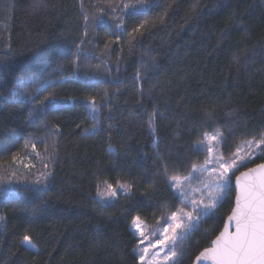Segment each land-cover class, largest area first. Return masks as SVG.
<instances>
[{"label":"trees","instance_id":"16d2710c","mask_svg":"<svg viewBox=\"0 0 264 264\" xmlns=\"http://www.w3.org/2000/svg\"><path fill=\"white\" fill-rule=\"evenodd\" d=\"M142 2L0 0V264H140L133 220L153 231L184 208L170 180L204 164V137L222 134L225 160L264 138V0ZM245 170L182 264L221 232Z\"/></svg>","mask_w":264,"mask_h":264},{"label":"snow or ice","instance_id":"6c2138e0","mask_svg":"<svg viewBox=\"0 0 264 264\" xmlns=\"http://www.w3.org/2000/svg\"><path fill=\"white\" fill-rule=\"evenodd\" d=\"M123 8L141 11L144 4L141 0L139 8L127 3L123 5ZM87 19L85 17V21ZM76 59L78 60L79 56ZM50 87L51 83L46 79L39 80L36 85L37 91H46ZM20 95L33 103L39 101L42 108H47L51 104L49 99L51 93L45 96L44 100L29 96L26 91H21ZM45 101H48V104H45ZM91 107L95 112V100H92ZM40 112L41 109L33 108L29 115L39 118ZM221 136L222 134L219 133L212 136L206 135L201 141L203 148L198 147L197 151L202 150L207 156L202 166L198 167L193 164L187 176L171 177L170 189L176 191L182 205L191 206V211H185L182 207L170 215L162 216L164 223L153 231H148V226L140 220V217L133 220V230L140 237L137 249L134 251H139L138 259L141 264H182L177 255V241L186 239L188 234L198 227L204 216L220 206V201L231 188L228 174L235 175V171L241 168H247V171H240V174L235 176L237 189L235 207L232 208L231 215L227 217L223 231L211 240L210 246L205 247L196 256L195 264H202V262H207V264H264V163L257 164L254 168L248 167V162L253 160L254 154L252 151H247L241 155L242 147L237 148L232 154L234 158L230 161L225 160L223 153L220 152H216L214 156L213 142L223 143ZM262 145H264V138L255 144L252 141L247 142V148H257L264 153ZM25 147H27V142ZM32 147L35 149V145ZM12 159L15 161L17 155H13ZM209 165L213 167L209 168ZM23 166L28 167L27 164ZM194 173L199 175L194 177ZM205 174L211 178V182L204 180ZM194 178L204 183V188L200 191L207 194L208 202L205 203L203 198L199 201L191 198L192 193L185 190V182L190 183ZM129 187L124 184L119 185L122 190H127ZM108 188L111 189L112 186L108 185ZM213 193L216 195L213 196ZM107 195L114 198L117 191L112 189ZM193 212H196L195 219H193ZM178 229L182 231L178 232ZM24 242L35 247L27 235L24 237ZM140 245L144 246L140 247Z\"/></svg>","mask_w":264,"mask_h":264},{"label":"rangeland","instance_id":"374dc122","mask_svg":"<svg viewBox=\"0 0 264 264\" xmlns=\"http://www.w3.org/2000/svg\"><path fill=\"white\" fill-rule=\"evenodd\" d=\"M208 136H209V135H208ZM211 136H212V135H211ZM249 141H252L254 144H255V142H257V141H253V140H249ZM249 141H246V142H244L243 144H241L240 147L243 148V151H242L240 154L243 155V154H244L245 152H247V151H252L253 154H254V158H253V160H254V159L258 156V154H259V152H260V149H257V148L249 149V148H247V142H249ZM215 143H217V142L214 141L213 144H215ZM216 152H218V151L215 149V150H214V153H213L214 156H215ZM233 158H234V157H233ZM228 161H230V160H228ZM251 161H252V160H251ZM251 161H249V162H251ZM249 162H248V163H249ZM211 167H213V166H212V165H209V168H211ZM228 175H229V177H230L231 173H229ZM204 180H205V181H208V182H211V178L208 177L207 174H205V176H204ZM194 185H195V186H192V185H190V183H186V182H185V190H186V191H189L190 193H192L191 198L196 199V196H197V197H198V198L196 199L197 201H199V200H201V199L203 198V200H204L205 203L208 202L209 197L207 196V194L204 193V192H202V191H200L201 189L204 188V183H202L200 179H197V181L194 183ZM175 192H176V191H175ZM212 195L215 196L216 193H213ZM183 206H184V210H185V211H191V210H192L190 205H183ZM195 217H196V212H193V219H195ZM131 228H132V231H133V232L139 237L138 233H136V232L133 230V225L131 226ZM177 231L180 232V231H182V230L178 229ZM192 232H193V231H191L188 235H190ZM157 234H158V233H157ZM139 239H140V237H139ZM184 240H185V239H184ZM180 242H181V241H177V248H178V245H179ZM24 244H25V246H27V247H31V246L27 245L25 242H24ZM143 246H144V245H140V247H143ZM137 254H138V257H139L140 253H139L138 250H137ZM177 255H178V253H177ZM140 264H141V262H140Z\"/></svg>","mask_w":264,"mask_h":264},{"label":"water","instance_id":"95a60500","mask_svg":"<svg viewBox=\"0 0 264 264\" xmlns=\"http://www.w3.org/2000/svg\"><path fill=\"white\" fill-rule=\"evenodd\" d=\"M262 163H264V162H262ZM254 167H256V166H254ZM254 167H251V168H254ZM245 171H247V170H245ZM239 174H240V173H239ZM239 174H238V175H239ZM235 184H236V182H235V178H234L233 186H234V189H235V198H234V206H233V208L235 207V199H236V193H237V189H236ZM229 215H231V213H230ZM225 223H227V218H226V220H225V222H224V225H225ZM223 229H224V226H223V228H222L221 231H223ZM230 230H232V229L230 228ZM218 235H219V234H218ZM192 264H195V259H194V261L192 262ZM202 264H207V262H202Z\"/></svg>","mask_w":264,"mask_h":264}]
</instances>
